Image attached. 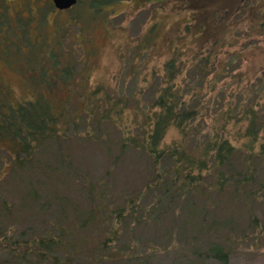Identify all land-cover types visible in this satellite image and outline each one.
<instances>
[{
  "label": "trees",
  "instance_id": "trees-1",
  "mask_svg": "<svg viewBox=\"0 0 264 264\" xmlns=\"http://www.w3.org/2000/svg\"><path fill=\"white\" fill-rule=\"evenodd\" d=\"M128 1L77 0L71 9L60 11L51 0H21L15 5L0 0V59L18 72L24 93L30 97L13 102L0 80L1 264H21V256H33L34 249L38 260L44 262L48 252L73 251L72 223L79 230L94 225L102 234L98 242L102 258L111 260L141 252L140 238L135 235L138 228L160 231L161 236L155 238L166 247L205 240L206 249L193 254L220 264H226L229 249L237 240L248 243L264 234V218L258 213L264 204V68L253 72L251 78L243 77V56L260 47L251 48L240 36L235 38L227 24L244 11L250 20L246 37L264 39V0H181L185 8L197 12L195 27L202 34L198 52L188 66L180 61L182 52L173 51L163 64L162 75L152 71V82L142 80L149 90L147 103L138 87L130 95L104 86H81L82 92L75 97L70 91H58L59 85H69L73 60L79 62L86 18L107 29L110 8ZM216 4H220L218 8H210ZM20 6L26 9L22 14L18 13ZM153 29L135 45L137 56L141 48L144 52L154 48ZM225 49L223 54L229 58L223 61L218 51ZM234 54L236 59L231 56ZM128 63L125 70L130 69L135 77L143 74L142 68ZM227 79L231 84H226ZM80 128L83 131L79 132ZM110 129L115 135L112 140ZM170 129L176 130L178 138L166 143ZM71 139L105 145L111 164L106 176L123 157L136 155L141 162V184L119 191L116 197L108 182L84 179L81 192L88 211L72 209V219L66 223L57 220L61 225L50 231L31 239L24 233L20 239L14 238L16 206L4 184L12 179L23 187L24 199H37L40 178L47 180L43 176L48 173L38 156L48 143ZM112 148L115 153L110 156ZM58 157L60 171L69 170L70 162L62 154ZM39 167L43 168L41 176L29 179ZM64 202L57 199L63 217ZM238 210L244 215L234 218L233 212ZM167 220L177 224L176 238L174 231L164 227ZM120 243L122 249L113 255L112 247ZM4 252L8 256L2 260Z\"/></svg>",
  "mask_w": 264,
  "mask_h": 264
},
{
  "label": "rangeland",
  "instance_id": "rangeland-1",
  "mask_svg": "<svg viewBox=\"0 0 264 264\" xmlns=\"http://www.w3.org/2000/svg\"><path fill=\"white\" fill-rule=\"evenodd\" d=\"M6 1L10 5H15L21 0ZM219 5L216 4L210 8L216 9ZM185 6L186 4L181 0H131L122 2L110 8L107 29L101 27L98 22H89L90 17L86 18L82 29L85 33L82 40L84 48L83 45H80L82 50L77 53V59L80 63L73 60V76L68 82V87L59 85L57 90L70 91L75 97L82 92L80 91L82 90L81 86L90 87V89L104 86L115 91L121 90L124 95H130L138 87L142 88L140 95L142 101L147 103L150 97L149 90L146 89L142 80L146 78L152 82V78H150L152 71L162 75L163 64L171 58L173 51L175 54L182 52L180 61L185 62L188 66L191 65L193 57L198 52V39L202 37V34L195 27L198 20L197 12L191 11ZM19 10V14L26 11L21 6ZM30 14L31 16L34 15V13ZM249 21L246 13L241 11L239 15H235L231 21L227 22V24H231V35L235 38L240 36L241 41L249 43L251 48L260 47L259 50H249L243 56L242 59H245L246 62L243 61L240 70L245 72L244 78H251L253 72L264 68V39L256 35L246 37L249 31ZM152 27L155 36L154 48L150 52H144L141 48L143 52L139 51L137 56L135 45L147 36ZM28 29L31 33L34 32L33 27H28ZM67 38L69 42L70 36L67 35ZM241 41L239 44H242ZM206 47L208 44L202 53L207 51ZM235 49L239 51V47ZM70 51L76 53L74 48H71ZM224 51L226 52V49L218 52L221 54L220 59L226 61L229 57L223 54ZM230 52L232 54V51ZM231 56L234 59L238 57L237 54ZM126 63L130 67L142 68L143 74L135 77L134 73L129 71L130 69L125 70ZM235 66L236 63L231 67L234 68ZM155 78L159 79V77ZM0 80L12 94L13 102L23 101L25 97L26 99L30 98L28 94L24 93L21 76L1 59ZM232 82H234L233 79ZM226 84H231L230 79L226 80ZM218 85L222 86V82H219ZM80 131L83 129L80 128ZM67 134H71V131L68 130ZM109 135L111 140L115 138L113 129L109 130ZM177 138L176 130L170 129L165 142L170 143ZM77 141L79 140L52 141L48 143V148L44 149L43 153L38 156L39 161L47 167L48 173L44 172L43 176L47 180L40 178L41 186L37 188L38 198L34 201L24 199L23 187L16 184L12 179L4 184V190L10 189L13 194L16 206L17 218L13 220L15 223L14 238L20 239V234L24 233L27 239H31L33 235L37 236L44 231H50L53 226L61 225V223H66L72 219V209L79 210V213L88 211L89 206L85 203L81 192V184L84 179H90L94 182L102 179L108 182L116 197L120 195L119 191L136 188L141 184V162L136 155L128 154L123 157L118 166L106 176V171L111 164L106 155L105 145L95 142L83 144L82 141L79 143ZM58 153L70 162L69 170L66 167L60 171ZM114 153L112 148L110 156H113ZM0 157L2 158L3 154L0 153ZM35 169L38 171L35 170V174H32L29 179L41 176L43 168ZM57 199L67 201L64 202L66 205L64 217L60 216ZM258 213L264 218V204L262 208H258ZM233 215L234 218H240L244 215V211L238 210V212H233ZM165 226L171 232L174 231L176 238L177 224L167 220L164 223ZM71 227L70 244L71 247H75L73 251H66L65 253V251L57 250L53 255L48 252L47 260L44 262L38 260L34 254V249L32 250L33 256H21L24 259L20 257L22 259L21 264H220L215 259L193 254L196 250L202 252L206 249L204 247V244L207 243L205 240L187 242L191 247L185 242H180L174 247L169 246V244L166 247V243L161 246L162 244H159L161 242L155 238L156 234L161 236L160 231L146 228H138L135 232V235L140 238L138 247H140L139 250L142 249V253L137 251V254L121 260L106 259L102 258L104 254L103 252L100 253L99 250V239L102 238L100 237L102 234L94 225L88 230L77 229L76 223H72ZM81 240L82 243H80ZM122 243L112 247L113 255L117 249H122ZM235 244L229 249L226 264H264V234L248 243L237 240ZM148 248L153 251H147ZM110 251L108 250L105 254H109ZM6 256L8 253L4 252L1 255L2 260H5ZM96 258H100L101 261H94ZM6 264L9 263L6 262Z\"/></svg>",
  "mask_w": 264,
  "mask_h": 264
},
{
  "label": "water",
  "instance_id": "water-1",
  "mask_svg": "<svg viewBox=\"0 0 264 264\" xmlns=\"http://www.w3.org/2000/svg\"><path fill=\"white\" fill-rule=\"evenodd\" d=\"M54 7L60 11H65L71 9L77 0H51Z\"/></svg>",
  "mask_w": 264,
  "mask_h": 264
}]
</instances>
